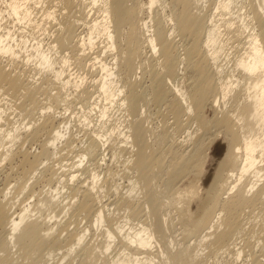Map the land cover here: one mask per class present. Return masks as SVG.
<instances>
[{
	"label": "bare ground",
	"instance_id": "obj_1",
	"mask_svg": "<svg viewBox=\"0 0 264 264\" xmlns=\"http://www.w3.org/2000/svg\"><path fill=\"white\" fill-rule=\"evenodd\" d=\"M0 264H264V0H0Z\"/></svg>",
	"mask_w": 264,
	"mask_h": 264
},
{
	"label": "rangeland",
	"instance_id": "obj_2",
	"mask_svg": "<svg viewBox=\"0 0 264 264\" xmlns=\"http://www.w3.org/2000/svg\"><path fill=\"white\" fill-rule=\"evenodd\" d=\"M186 184H187V182L184 185H186ZM184 185H182V186H184Z\"/></svg>",
	"mask_w": 264,
	"mask_h": 264
}]
</instances>
